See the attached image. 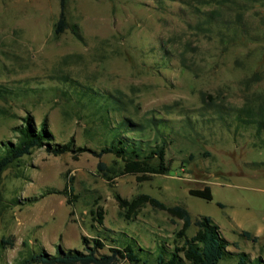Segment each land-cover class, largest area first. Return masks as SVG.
Masks as SVG:
<instances>
[{"label":"rangeland","instance_id":"1","mask_svg":"<svg viewBox=\"0 0 264 264\" xmlns=\"http://www.w3.org/2000/svg\"><path fill=\"white\" fill-rule=\"evenodd\" d=\"M219 1L67 0L56 33L61 0H0V143L18 140L26 116L37 129L48 118L52 145L73 141L61 154L36 147L0 173V264L86 251L98 236L99 253L132 244L158 264L183 222L121 202L142 194L211 216L235 253L217 264L240 253L264 264V131L237 116L264 104V5ZM119 139L146 151L165 139L169 171L124 173L121 157L100 154ZM205 185L212 200L190 194Z\"/></svg>","mask_w":264,"mask_h":264},{"label":"trees","instance_id":"2","mask_svg":"<svg viewBox=\"0 0 264 264\" xmlns=\"http://www.w3.org/2000/svg\"><path fill=\"white\" fill-rule=\"evenodd\" d=\"M66 2L67 0H61L62 11L56 33L62 32L66 26ZM239 2L244 4L263 3L264 5V0H220L218 3L231 5ZM245 14L246 10L239 13L237 27L238 25L243 26ZM237 116L243 123L254 125L259 131H264V104L241 108ZM24 120L25 123L18 128L19 135L16 142L0 143V173L16 160L30 154L36 147L46 146L49 151L56 154L73 150V141L54 145L50 143L52 133L48 128L47 117L41 122L40 129L36 128L32 116H26ZM153 121L156 122V119ZM136 126H138V130L144 128L141 124ZM166 146L167 141L163 139L161 144L146 151L137 143L128 144L125 140L119 139L118 143L113 142L110 146L102 148L100 154L115 153L124 160V173L139 174L140 179H148L152 175L164 174L169 171L170 168L166 161ZM100 166L103 167L104 163H101ZM189 192L207 200L214 198L210 185H205L203 188H191ZM121 202L126 203L129 208L149 202L152 206L166 210L173 218L183 222L182 227L176 232V243L172 250L167 249L164 244L159 245V251L155 257L158 264H217L222 258L235 254L228 249L231 244L230 241L223 236L219 225L211 216L201 215L194 218L186 207L167 205L149 194H142L131 202L124 200ZM218 204L224 206L222 203ZM192 226L196 227V231L192 236H188L187 231ZM242 234L247 238L256 239L248 230H244ZM92 242L91 245L85 239L86 251L63 248L62 246L57 247L55 253L41 249L26 257L23 264H121L123 261H129L131 264L148 263L149 259H145L139 254L138 249L143 250L141 247L137 249L132 244H127L110 247L109 253H99V249L105 246L103 239L98 236ZM246 260V254L240 253L238 264H245ZM259 261L261 260L257 259L256 263L260 264Z\"/></svg>","mask_w":264,"mask_h":264}]
</instances>
